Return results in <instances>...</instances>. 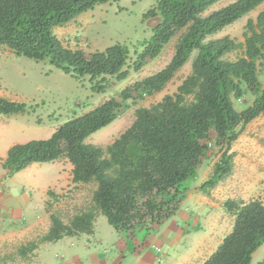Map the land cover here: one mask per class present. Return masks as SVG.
I'll use <instances>...</instances> for the list:
<instances>
[{"label": "trees", "instance_id": "1", "mask_svg": "<svg viewBox=\"0 0 264 264\" xmlns=\"http://www.w3.org/2000/svg\"><path fill=\"white\" fill-rule=\"evenodd\" d=\"M117 1L0 0V46L18 57L47 62L77 81L88 78L94 94H105L127 80L131 71L139 72L181 33L165 68L68 120L49 138L17 143L8 150L1 164L8 177L34 164L66 158L73 166V183L96 184L91 209L69 223L52 214L49 232L21 247L22 256L44 243L93 234L98 214L127 237L133 238L141 228L152 233L178 213L187 182L196 178L206 158L207 142L214 137L222 155L201 191L216 188L232 175V145L248 124L264 114V84L259 76L264 72V11L255 21H248L244 42L230 36L207 40L264 0H237L208 15L205 13L221 0H158L144 15L154 21L152 36L135 61L126 45L117 43L87 54L64 46L55 34V28ZM237 50L242 51L239 58L226 59ZM193 52L192 72L177 92L150 108L138 109L133 124L105 150L86 143L115 122L130 100L163 91ZM247 94L254 100L238 110L235 101L243 103ZM29 109L26 103L0 96L2 115H23ZM224 207L235 217L233 229L203 264H252L264 244V198L230 199Z\"/></svg>", "mask_w": 264, "mask_h": 264}, {"label": "rangeland", "instance_id": "2", "mask_svg": "<svg viewBox=\"0 0 264 264\" xmlns=\"http://www.w3.org/2000/svg\"><path fill=\"white\" fill-rule=\"evenodd\" d=\"M157 1L119 0L100 5L80 15L64 27L55 28L54 32L64 46L83 50L87 54L103 51L117 43L126 45L130 49L132 61H135L138 53L143 50V43L152 36L154 21L146 20L144 15L157 4ZM235 1L237 0H221L205 15ZM262 11H264V3L207 40L230 36L238 43L244 42L248 21L250 19L255 21ZM180 36L181 33L164 48L157 58L148 61L139 72L131 71L127 80L116 83L105 94H94L90 89L88 78L77 81L47 62H35L25 57H18L7 47L0 46V96L26 103L30 107L29 112L23 115L0 114V137L8 135L12 144L49 138L60 125L68 120L92 110L112 97H117L125 88L165 68L175 54ZM241 55L242 51L237 50L228 54L226 59L236 60ZM195 57L196 52H193L189 61L163 91L130 100L115 122L89 137L86 143L105 150L133 124L138 109L150 108L161 102L165 96L177 92L183 80L191 74ZM259 76L264 84V72H261ZM252 98L247 94L242 101L244 104L235 101L237 109L243 110L248 107ZM242 136V140L234 143L233 146L239 145L237 154L244 160L248 156L242 149L247 145H250L248 146L250 149L264 148V116L246 126L242 130ZM207 143L209 150L197 171L196 179H194L196 184L210 178L214 166L222 155L214 137ZM1 164L0 172L4 173L6 179L12 178L14 175L8 177ZM242 165L240 163V171L236 177L233 175L228 177L214 189L201 191V186L188 188L177 213L181 218L179 227L182 232L179 241L174 245L175 250L171 254L173 259L179 261L180 258L183 264H203L217 250L224 237L232 231L235 217L226 210L224 204L230 199L241 200L243 196L240 191L243 186ZM72 170L73 166L66 158L52 163L35 164L29 168L26 177H31L38 182L36 191L40 197L39 207L43 215V224L26 238L7 240L4 245L2 244L0 264H37V254H35L37 249L29 253L30 256L27 257L22 256L19 251L21 247L31 241H38L49 232L51 215L58 214L64 223H69L75 215L92 208L96 184L73 183ZM195 182L193 181L192 186L196 185ZM30 193L32 196L33 193L35 194L33 191ZM258 196L257 192H253L246 196V199L248 197L254 199ZM97 231L105 239L104 244L115 242L117 234L103 215L97 221ZM170 251H159L155 264H166ZM263 261L264 244L254 254L252 264H260Z\"/></svg>", "mask_w": 264, "mask_h": 264}, {"label": "crops", "instance_id": "3", "mask_svg": "<svg viewBox=\"0 0 264 264\" xmlns=\"http://www.w3.org/2000/svg\"><path fill=\"white\" fill-rule=\"evenodd\" d=\"M262 116L264 114L254 121ZM242 138L241 133L235 143L240 142ZM13 145L8 135L0 137V163L5 160L8 150ZM233 145L230 150L234 156L233 177H236L240 171V163L243 164L241 200L248 202L250 199L264 198V148L254 146L256 149H250L248 148L250 145H247V148L242 150L248 157H244L243 160L237 154L239 145ZM29 168L8 179L5 178L4 173L0 172V246L4 245L7 240L26 238L28 234L36 232L43 224V215L39 207L40 197L36 191L38 182L31 177H26ZM193 181L195 182L194 179L188 181L186 187L197 188L206 182L203 181L200 184L195 182L196 185L192 186ZM31 191L35 192L33 196ZM253 192H257L259 196L246 199V196ZM100 217L101 214H98L94 223V232L91 235L64 237L57 242L39 245L35 251L37 264H155L158 252L165 250L166 252L171 250L166 264H183L180 258L178 261L171 255L182 232L179 227L181 218L178 214L152 233L141 228L136 232L135 237L129 239L125 234L118 233L114 229L117 235L112 244H104L105 239L97 231V221Z\"/></svg>", "mask_w": 264, "mask_h": 264}]
</instances>
